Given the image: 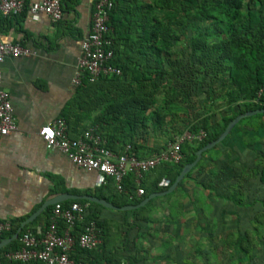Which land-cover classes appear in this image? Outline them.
Segmentation results:
<instances>
[{
	"label": "trees",
	"instance_id": "16d2710c",
	"mask_svg": "<svg viewBox=\"0 0 264 264\" xmlns=\"http://www.w3.org/2000/svg\"><path fill=\"white\" fill-rule=\"evenodd\" d=\"M112 1L108 38L113 56L109 62L121 73L100 77L93 83L82 79L71 104L83 110L92 106L98 111L93 126L116 154L130 146L131 154L146 158L164 149V143L160 148L145 146L140 142L141 132L162 131L169 136L168 128L176 121H181L180 126L190 133L205 134L201 141L181 145L179 163H162L144 173L139 183L128 173L121 182V191L112 179L96 189L94 195L98 198L121 207L136 205L151 193L167 190L182 167L195 159V152L217 139L233 118L264 109V0ZM217 100L222 101L221 105H215ZM168 140L173 141L172 135ZM210 150L223 160V170L230 175L226 184L209 176L213 178L214 220L220 223L233 216L237 225L234 232L222 235L225 246L236 250V264H264V113L241 119ZM210 150L202 153L199 162L166 196L178 191L184 180L194 179V171L206 175L205 153ZM163 180L165 185L160 184ZM138 187L144 189L141 198L135 197ZM70 202L88 203L85 218L97 221L102 237L98 250L105 264H121L122 258L136 264L135 258L123 257L120 252H128L130 241L134 243L143 234L142 224L151 219L152 200L129 211H112L86 200L61 204L67 206ZM52 207L48 206L37 219L45 217L48 224ZM98 209L121 214L125 228L121 251L110 253L105 249L107 220H99ZM20 222H10V231L1 234L0 241L10 237ZM31 225H25L19 235ZM19 248L18 238L1 248L0 264L7 263V252ZM98 250H82L75 242L70 257L99 264L95 258Z\"/></svg>",
	"mask_w": 264,
	"mask_h": 264
},
{
	"label": "crops",
	"instance_id": "0c3cea01",
	"mask_svg": "<svg viewBox=\"0 0 264 264\" xmlns=\"http://www.w3.org/2000/svg\"><path fill=\"white\" fill-rule=\"evenodd\" d=\"M59 1L63 15L57 22L44 13L32 16L25 11L13 17L0 14V40L32 51L27 57H6L2 63L1 88L10 96L16 130L0 136V221L22 222L58 195L98 198L94 195L100 188L96 186V173L76 166L59 150L47 148L38 134L43 125L62 117L68 137L75 139L93 126L98 112L92 106L83 110L71 104L81 43L90 31L97 0ZM140 138L150 149L164 143L152 131L141 132ZM212 182L207 174L194 176L184 181L178 192L162 196V201L151 199V219L140 222L144 232L134 243L130 241L128 252L119 250L125 230L122 216L112 212L121 210L98 209L99 220H107L105 249L110 253L121 251L123 257L131 255L136 264H236V250L226 248L222 236L228 230L227 218L220 223L214 220ZM37 217L30 222V230L47 226L45 217ZM100 252L95 254L96 262L105 264Z\"/></svg>",
	"mask_w": 264,
	"mask_h": 264
},
{
	"label": "built area",
	"instance_id": "2783aa9c",
	"mask_svg": "<svg viewBox=\"0 0 264 264\" xmlns=\"http://www.w3.org/2000/svg\"><path fill=\"white\" fill-rule=\"evenodd\" d=\"M113 5L112 0H97L94 4L90 31L81 43L72 79L76 86L84 78L93 83L100 77L121 73L109 62L113 51L108 38V22ZM25 11L32 16L44 13L54 22L61 20L63 15L59 0H42L29 5L25 0H0V14L5 17L17 16ZM31 54L28 47L0 40V136L9 135L16 130L10 96L1 88L2 63L6 57H27ZM38 134L47 148L57 149L76 166L95 172L97 187L106 185L108 179H112L118 191L122 190L121 182L128 173H132L136 183H139L144 173L162 163H179L182 159L181 145L194 140L201 141L205 136L202 131L196 134L186 131L169 142L164 149L149 157L138 158L130 153V146H126L121 154L111 151L97 132L96 126L88 127L75 139L68 137L66 122L62 117L43 125ZM135 194L141 197L144 189L138 187ZM87 208L88 203L71 202L67 206L55 204L45 228L28 230L18 236L20 248L5 254L6 264H26L33 261L38 264H91L70 257L75 242L85 251L97 250L102 245L97 221L85 218ZM10 229V222L0 221V235ZM74 233L77 234L76 237ZM121 264L129 263L123 261Z\"/></svg>",
	"mask_w": 264,
	"mask_h": 264
},
{
	"label": "water",
	"instance_id": "95a60500",
	"mask_svg": "<svg viewBox=\"0 0 264 264\" xmlns=\"http://www.w3.org/2000/svg\"><path fill=\"white\" fill-rule=\"evenodd\" d=\"M264 113V109H256V110H252V111H247L245 113L239 114L237 115L235 118H233L226 126V128L224 129V131L219 135V137L209 143H207L206 145H204L203 147H201L200 149H198L195 152V159L190 162L185 164L181 171L179 172V174L176 176L174 182L168 187L167 190L165 191H161V192H155V193H151L150 195H148L146 198H144L140 203L136 204V205H125V206H115L113 204H111L110 202L106 201L105 199H98L96 197H91V196H76V195H58L56 197H53L50 200L45 201L41 207L36 210L34 213H32L26 220L22 221L20 223V225L18 226V228L16 229V231L8 238L2 239L0 241V249L5 247L7 244H9L11 241H14L18 238L19 233L21 232V230L23 229V227L25 225H27L28 223L32 222L46 207L51 206V205H55L59 202H62L66 199H70V200H77V199H84L87 200L89 202H94L97 203L103 207L109 208V209H113V210H121V211H128V210H135L139 207L144 206L149 200L155 198V197H160V196H164L167 195L169 193H171L174 189H176L178 183L184 178V176L186 174H188L191 169L199 162V160L201 159L202 153L204 151L210 150L211 148H213L216 144H218L219 142H221L231 131V129L243 118H247L256 114H261Z\"/></svg>",
	"mask_w": 264,
	"mask_h": 264
},
{
	"label": "rangeland",
	"instance_id": "374dc122",
	"mask_svg": "<svg viewBox=\"0 0 264 264\" xmlns=\"http://www.w3.org/2000/svg\"><path fill=\"white\" fill-rule=\"evenodd\" d=\"M221 103H222V101L221 100H217L216 102H215V105H221ZM193 110H191V112H192ZM246 121H248V119L246 120ZM253 121V120H252ZM180 123H182L181 121L180 122H178L177 123V121H176V123H173L172 124V126L173 127H170V128H168L169 129V136L170 135H172V138H173V140L177 137V136H179V135H181L182 133H184V132H186L187 130H186V128H184V126H180L181 124ZM177 128V129H175V128ZM172 130H175V131H177V130H180L178 133H173L172 132ZM150 131V130H149ZM166 134L167 133H165V132H162V131H160V133L159 134H156L155 133V136L156 137H158L159 139H162V140H164V145L166 146L169 142H172V141H169L168 140V138H169V136H166ZM165 141H167V143H165ZM207 154V155H206ZM205 155H206V159H208V162H210V164L209 163H207L205 160H204V164H205V167H204V169H203V171L207 174V175H209V176H214V177H217V182H219V181H221V183H224V184H226L227 183V181H228V178L230 179V175H229V173H225V171L223 170V168H224V165L222 164V162H223V160L221 159V158H219V159H221V160H219L218 159V155H217V153L216 152H214V151H212V150H210V151H208L207 153H205ZM208 156V157H207ZM210 157H212V158H210ZM212 159H215L214 160V162L212 161ZM200 171L201 170H196V171H194L193 173H194V176H196V177H199V176H201V175H203L202 173H200ZM224 172V173H223ZM220 173H223V174H220ZM212 174H214V175H212ZM216 174V175H215ZM184 181H186V180H184ZM178 192V191H177ZM163 197H167L166 195L165 196H163ZM163 197L161 196V197H158L159 199L158 200H161L162 201V199H163ZM227 227H228V230L227 231H232V232H234V230H236V228H237V225H236V221H235V219H234V217L233 216H228L227 217ZM227 252V251H226Z\"/></svg>",
	"mask_w": 264,
	"mask_h": 264
}]
</instances>
